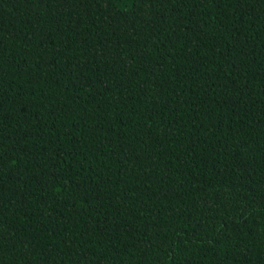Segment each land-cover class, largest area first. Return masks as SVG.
Returning <instances> with one entry per match:
<instances>
[{
  "label": "trees",
  "instance_id": "1",
  "mask_svg": "<svg viewBox=\"0 0 264 264\" xmlns=\"http://www.w3.org/2000/svg\"><path fill=\"white\" fill-rule=\"evenodd\" d=\"M0 264H264V0H0Z\"/></svg>",
  "mask_w": 264,
  "mask_h": 264
}]
</instances>
